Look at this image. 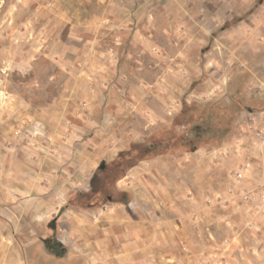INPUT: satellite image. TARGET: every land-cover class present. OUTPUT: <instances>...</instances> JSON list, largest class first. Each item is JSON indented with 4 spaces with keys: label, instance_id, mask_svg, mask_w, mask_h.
<instances>
[{
    "label": "rangeland",
    "instance_id": "374dc122",
    "mask_svg": "<svg viewBox=\"0 0 264 264\" xmlns=\"http://www.w3.org/2000/svg\"><path fill=\"white\" fill-rule=\"evenodd\" d=\"M0 112L23 143L52 138L62 168L75 169L73 151L97 161L70 208L118 205L121 219L165 223V256L156 247L138 264H264L251 128L264 113V0H0ZM50 123L65 128L60 141ZM51 224L17 235L38 253L22 264L80 262ZM114 236L127 240L121 227Z\"/></svg>",
    "mask_w": 264,
    "mask_h": 264
},
{
    "label": "crops",
    "instance_id": "0c3cea01",
    "mask_svg": "<svg viewBox=\"0 0 264 264\" xmlns=\"http://www.w3.org/2000/svg\"><path fill=\"white\" fill-rule=\"evenodd\" d=\"M43 114L31 110L30 117L44 118ZM55 118L54 113H47L45 117L51 122ZM12 125L0 112V264H22L28 251L32 258H38L35 240H30L25 252L17 235L35 233L37 225L46 221L55 222L51 227H58L63 237L75 243L73 248H77L80 256L78 264H111L109 260L122 259L131 264L148 263L151 249L156 247L159 249L157 257L165 256L161 248L167 244V229L165 223H160L162 221L142 224L136 214L128 210L131 218L121 219L119 211L124 209L118 205L111 209L100 207L82 212L67 205L78 190V184L87 183L95 173L97 161L88 153L73 151L69 161L75 169L67 170L68 166L62 168L50 157L56 150L51 144L54 142L52 138L49 141L46 137L44 145L33 140L23 143L16 138ZM57 126V123H50L46 134L60 141L58 136L65 128L61 123ZM8 141L13 142L8 144ZM41 148L47 149L48 154ZM55 168L57 172L53 171ZM114 227L125 229L127 240L121 243L119 237L114 236ZM46 239L50 240V237ZM119 243L123 246L120 251L117 250Z\"/></svg>",
    "mask_w": 264,
    "mask_h": 264
},
{
    "label": "built area",
    "instance_id": "2783aa9c",
    "mask_svg": "<svg viewBox=\"0 0 264 264\" xmlns=\"http://www.w3.org/2000/svg\"><path fill=\"white\" fill-rule=\"evenodd\" d=\"M257 120L259 119L260 122L264 119V113H262L261 116L256 118ZM254 119L253 122H251V128L253 129V132L256 134L257 138V148H259L260 153L264 155V133L259 130L257 127V120ZM259 125V124H258ZM258 131V132H257ZM257 132V133H256ZM250 164L249 163H244L242 167L238 168L237 170L233 171L230 173L231 178H233L235 181H241L246 177L245 172L249 170ZM261 188V193L259 194L261 204L258 205V212L264 216V183L260 185ZM245 198L249 199L251 197V189L245 191ZM253 194V193H252ZM254 196V194H253Z\"/></svg>",
    "mask_w": 264,
    "mask_h": 264
},
{
    "label": "flooded vegetation",
    "instance_id": "af4514ba",
    "mask_svg": "<svg viewBox=\"0 0 264 264\" xmlns=\"http://www.w3.org/2000/svg\"><path fill=\"white\" fill-rule=\"evenodd\" d=\"M45 246L49 249H53L56 253H61L62 252V246L58 245H52L49 241V239L45 240Z\"/></svg>",
    "mask_w": 264,
    "mask_h": 264
}]
</instances>
